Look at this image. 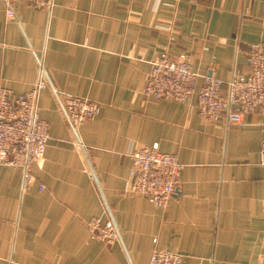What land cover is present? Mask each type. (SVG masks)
<instances>
[{"label":"crops","instance_id":"obj_1","mask_svg":"<svg viewBox=\"0 0 264 264\" xmlns=\"http://www.w3.org/2000/svg\"><path fill=\"white\" fill-rule=\"evenodd\" d=\"M263 2L54 0L46 10L0 0V88L29 91L41 65L39 116L50 136L28 187L21 169L0 165V264H149L154 249L183 264H264V110L210 122L195 96L143 93L163 53L188 56L196 89L203 76L247 72L249 45L264 41ZM67 95L96 103V117L72 128ZM154 143L182 165L165 207L124 191L127 152ZM109 217L118 240L90 238L86 223Z\"/></svg>","mask_w":264,"mask_h":264},{"label":"built area","instance_id":"obj_2","mask_svg":"<svg viewBox=\"0 0 264 264\" xmlns=\"http://www.w3.org/2000/svg\"><path fill=\"white\" fill-rule=\"evenodd\" d=\"M21 1L46 10H51L54 4V0ZM5 15L9 19L14 17L10 4ZM246 62L247 72L232 74L227 81L203 76L201 87L196 89L199 75L188 56L170 58L163 53L151 62L143 93L155 100L178 103L195 96L197 112L202 118L214 122L225 117L229 124H239L246 114L264 110V41L249 45ZM46 85V72L40 65L38 78L29 91L14 95L0 88V165L22 170V188L33 183L31 167L43 158L50 139L49 126L39 116L40 93ZM99 109L96 103L78 96L67 95L62 100L63 113L74 129L93 120ZM127 156L130 165L124 191L144 197L155 207L167 206L180 183L182 165L176 156L160 151L157 143L132 148ZM260 157L264 163V132ZM86 229L90 238L105 244L118 240L111 217L105 221L92 218ZM149 264H183V257L172 250L154 249Z\"/></svg>","mask_w":264,"mask_h":264}]
</instances>
